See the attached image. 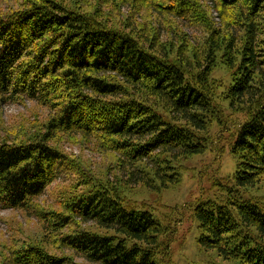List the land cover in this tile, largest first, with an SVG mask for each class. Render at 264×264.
<instances>
[{
  "label": "trees",
  "instance_id": "obj_1",
  "mask_svg": "<svg viewBox=\"0 0 264 264\" xmlns=\"http://www.w3.org/2000/svg\"><path fill=\"white\" fill-rule=\"evenodd\" d=\"M15 1L0 16V104L29 101L49 115L32 134H0V210L34 218L45 240L15 245L2 264H73L65 252L90 264H163L169 226L131 206L108 179L85 174L56 144L81 137L112 153L115 169L127 165L129 183L175 186V163L204 154L209 127L222 121L212 78L222 67L231 74L222 97L246 116L231 146L238 167L222 200L198 203L193 216L204 248L264 264V198L239 194L264 177V0H213L222 24L197 44L180 28L167 40L159 27L131 22L154 11L192 24L195 0H132L118 25L63 0ZM67 175H79L73 190L40 207ZM88 222L104 232L81 230Z\"/></svg>",
  "mask_w": 264,
  "mask_h": 264
},
{
  "label": "rangeland",
  "instance_id": "obj_2",
  "mask_svg": "<svg viewBox=\"0 0 264 264\" xmlns=\"http://www.w3.org/2000/svg\"><path fill=\"white\" fill-rule=\"evenodd\" d=\"M63 1L67 7H80L83 11L96 10L101 20H108L112 25L123 24L126 15L130 13L131 5H134L132 0ZM195 1L197 7L192 9L197 10V14L192 19V24L172 17L162 18L154 11H146L141 15H134L139 17L136 21L133 16L132 25L135 28L143 24L149 28L159 27L166 39L174 36L170 31L171 28H180L188 34L193 44L200 43L209 29L218 28L222 23L213 0ZM18 5L15 0H0V16L8 14ZM230 75L223 67L212 72V78L217 80L213 95L217 99V106L222 108V121L213 122L209 127V132L206 134L209 144L204 154L181 159L179 163H175L176 166L180 164L182 168L181 182L175 186L154 191L134 182L129 183L130 168L127 165L125 168L115 169L117 158L112 153L100 152L81 137L56 144L68 157L79 161L85 174L91 175L92 178L108 179L120 187L123 197L131 206L151 211L169 226L171 237L163 239V248L167 247V249L163 250L164 253L160 256L163 264H239L226 261L216 250H208L199 243L201 231L193 216V210L198 203L208 200L221 201L222 185L224 190L234 185L231 179L238 167V160L231 154V146L238 127L246 120V116L243 113L232 112L222 97L224 85H228L231 80ZM48 115L46 108L29 101L0 104V134L10 133L19 136L32 134L46 121ZM78 178L79 175L64 176L49 187L48 191L38 199L37 204L45 208L50 205L55 206L61 194L73 190V186L77 183L75 180ZM228 183L231 186H227ZM239 194H243V198L249 197L247 199L264 198V177L253 190L242 189ZM80 229L104 232L92 222L82 223ZM43 234L40 224L24 212L0 210V264L7 256L8 249L21 243L44 241ZM56 253L60 254V252ZM65 253L73 257V264H90L72 252Z\"/></svg>",
  "mask_w": 264,
  "mask_h": 264
}]
</instances>
